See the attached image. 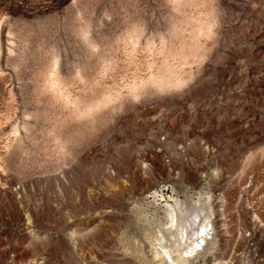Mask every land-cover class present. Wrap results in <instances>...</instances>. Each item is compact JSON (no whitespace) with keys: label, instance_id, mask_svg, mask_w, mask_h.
<instances>
[{"label":"rangeland","instance_id":"1","mask_svg":"<svg viewBox=\"0 0 264 264\" xmlns=\"http://www.w3.org/2000/svg\"><path fill=\"white\" fill-rule=\"evenodd\" d=\"M0 255L264 264V0H0Z\"/></svg>","mask_w":264,"mask_h":264},{"label":"bare ground","instance_id":"2","mask_svg":"<svg viewBox=\"0 0 264 264\" xmlns=\"http://www.w3.org/2000/svg\"><path fill=\"white\" fill-rule=\"evenodd\" d=\"M198 22H197V24H195L193 26L194 28L192 30V35H191L192 38H195L196 36H198L200 34L201 35H203V34L206 35L209 32V28L210 27H209V23L208 22H207L208 24L206 23V21L205 22L200 21L199 23ZM175 31L176 32L173 31L174 34L176 33L175 35L179 34L178 29H176ZM195 49H196V46H195V44L193 42H190L189 44L187 43V45H185L184 48H183L184 56H188V55L189 56H195L196 55V54H194ZM167 69L168 68L164 67L163 69H161V71L159 72L158 75H153L148 80L142 82L140 86L138 85V87H136V89L134 90L133 95H138L137 93L139 92V90L142 91V89H144L148 85H153L155 87V89H157V90H166V89H169V88H175V87L182 86L185 83L186 80L182 76H179V75L170 76L168 74L169 70H167ZM109 102H110V98L104 97L101 100H98L97 102H95L93 104H88V105L85 106V108L83 110H81L80 115L84 116V115L91 114V113H93V111L97 110L98 108H101L102 106L107 105V103H109ZM77 116H79V115H77ZM167 211H168L167 215L170 217V221H171V228H173L175 226L174 227L175 228L174 231L173 232H169L171 235L168 233L170 236H173V239L176 238L174 243H177V244L179 243L178 245H180L181 244V240L184 238V235H186L189 239L190 238L192 239L194 236L193 237L189 236L190 234H192V232L189 231V229H190L189 227H192V226H189V225H192V224H189V222L191 223V221L190 220L188 221L185 217L179 215L177 213V209L175 207H172L171 205L168 206V210ZM199 223H200V221H199ZM217 223H218V228L216 227L217 228L216 232H218L221 236H223L224 233H225L224 229L222 228L221 224L219 225V220L217 221ZM188 231H189L190 234L188 233ZM192 231H193V229H192ZM164 233L160 234L161 238H159V237H157L158 239L156 238L157 239V243L156 242H154L155 244L153 243L154 245H156V247L155 246H154L155 248L151 247L153 250H152V253L150 255L153 258H155L157 256H160L162 254V252L160 251L161 248H162V250L166 249L165 246L162 244V240L165 239L164 238V235H165ZM192 235H194V234H192ZM199 237H202V239L204 240L203 236H199ZM198 243H200V241ZM173 245H175V244H173ZM151 246H152V244H151ZM205 246H207V245H205ZM159 248H160V250H159ZM166 259H164L166 261L165 264H186L187 263V259L183 258V257H178V258L175 257V259L171 258L170 260H168V259L166 260ZM203 261L207 262L208 258L203 259ZM212 261H218V258H216L214 260L212 258L209 259L210 264H214ZM0 264H3V263L0 262ZM6 264H53V261L50 258L49 259H46V258L45 259H41L39 257H33L31 259H25V257L24 258L20 257V258H13L12 260H10ZM216 264H235V263L222 262V260H221V261H218Z\"/></svg>","mask_w":264,"mask_h":264}]
</instances>
